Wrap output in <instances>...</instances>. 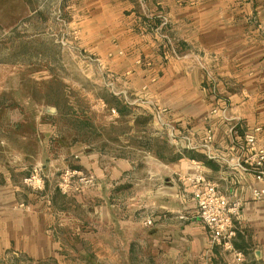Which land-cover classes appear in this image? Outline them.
Returning <instances> with one entry per match:
<instances>
[{
  "label": "crops",
  "instance_id": "crops-1",
  "mask_svg": "<svg viewBox=\"0 0 264 264\" xmlns=\"http://www.w3.org/2000/svg\"><path fill=\"white\" fill-rule=\"evenodd\" d=\"M65 2L101 87L89 96L79 86L80 96L96 101L103 123L94 140L84 136L88 122L65 126L72 137L62 139L41 107L17 109L11 134L0 124V264H220L223 255L264 264V195L253 194L264 181L241 169L254 150L239 148L260 128L254 146L264 149V0ZM55 113L87 116L71 101ZM196 163L241 203L233 247L242 261L210 241L182 180ZM67 167L93 173L97 184L63 193L57 181ZM36 170L41 189L27 183Z\"/></svg>",
  "mask_w": 264,
  "mask_h": 264
},
{
  "label": "rangeland",
  "instance_id": "rangeland-1",
  "mask_svg": "<svg viewBox=\"0 0 264 264\" xmlns=\"http://www.w3.org/2000/svg\"><path fill=\"white\" fill-rule=\"evenodd\" d=\"M65 1L0 0V124L8 125L9 134L21 121L16 111L20 108H44L40 117L56 120L57 135L63 134L62 139L72 137V131L65 126L90 122L92 127L84 136L90 133L94 140L95 123H103V117L95 115L96 101L80 96L79 86L84 89L82 95L86 92L89 96L100 94L101 87L91 82L96 58L81 49L75 27L70 25L74 10ZM80 62L92 64V68L82 70ZM67 78L76 86L64 83ZM63 92H69L71 99L56 97ZM69 101L77 107L81 105L87 116L80 119L78 115H56V109L67 106ZM53 142L59 146L60 140ZM223 257L220 264H233Z\"/></svg>",
  "mask_w": 264,
  "mask_h": 264
},
{
  "label": "built area",
  "instance_id": "built-area-1",
  "mask_svg": "<svg viewBox=\"0 0 264 264\" xmlns=\"http://www.w3.org/2000/svg\"><path fill=\"white\" fill-rule=\"evenodd\" d=\"M156 118L158 120L162 119L161 111L157 113ZM170 129L173 133L177 131L174 127ZM260 131V128H256L253 132L246 133L239 141V148L243 152L248 147L254 150V155L245 160V164L241 165V169L245 172H252L258 181H264V149H258L254 146L256 135ZM185 140L189 144L188 147L191 148L190 138L185 136ZM207 141L209 143L212 142L211 132H209ZM209 143L206 144V147L209 146ZM201 168L200 163H196L195 171L183 176L182 180L189 183L192 188L199 217L208 229L211 243L233 251L237 255L238 260L242 261L243 255L233 247V239L236 235L233 218L239 212L241 203L239 201L231 202L215 184L205 178ZM27 183L32 188L41 189L43 179L40 171H34L27 179ZM96 184L97 180L93 173L69 167L59 173L57 181L59 190L65 194L82 193ZM253 194L255 198L259 199L264 195V189H256ZM145 225L148 227L153 226V220L147 218Z\"/></svg>",
  "mask_w": 264,
  "mask_h": 264
},
{
  "label": "trees",
  "instance_id": "trees-1",
  "mask_svg": "<svg viewBox=\"0 0 264 264\" xmlns=\"http://www.w3.org/2000/svg\"><path fill=\"white\" fill-rule=\"evenodd\" d=\"M106 100V102L107 103H109V104H114V100L112 99V98H108V99H105ZM116 105H118L117 103H116ZM90 122H88L87 123V125H88V128H91L92 126H91V124H89Z\"/></svg>",
  "mask_w": 264,
  "mask_h": 264
}]
</instances>
